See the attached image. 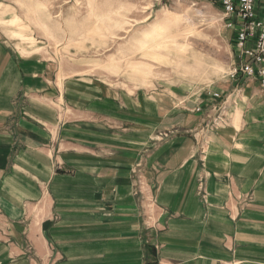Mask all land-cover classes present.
<instances>
[{"label":"crops","instance_id":"obj_1","mask_svg":"<svg viewBox=\"0 0 264 264\" xmlns=\"http://www.w3.org/2000/svg\"><path fill=\"white\" fill-rule=\"evenodd\" d=\"M5 38L0 264H264L257 80L230 76L210 126L190 95L61 82Z\"/></svg>","mask_w":264,"mask_h":264},{"label":"rangeland","instance_id":"obj_2","mask_svg":"<svg viewBox=\"0 0 264 264\" xmlns=\"http://www.w3.org/2000/svg\"><path fill=\"white\" fill-rule=\"evenodd\" d=\"M226 22L209 1L0 0L7 40L56 67L61 82L100 79L117 92L190 95L193 114L216 113L210 126L220 122L213 107L236 66Z\"/></svg>","mask_w":264,"mask_h":264},{"label":"built area","instance_id":"obj_3","mask_svg":"<svg viewBox=\"0 0 264 264\" xmlns=\"http://www.w3.org/2000/svg\"><path fill=\"white\" fill-rule=\"evenodd\" d=\"M190 1L219 5L227 21L226 27L234 32L233 42L238 51V63L230 76L257 80L264 91V0Z\"/></svg>","mask_w":264,"mask_h":264},{"label":"trees","instance_id":"obj_4","mask_svg":"<svg viewBox=\"0 0 264 264\" xmlns=\"http://www.w3.org/2000/svg\"><path fill=\"white\" fill-rule=\"evenodd\" d=\"M218 5V4H217Z\"/></svg>","mask_w":264,"mask_h":264}]
</instances>
